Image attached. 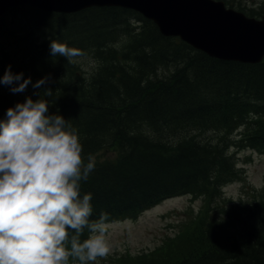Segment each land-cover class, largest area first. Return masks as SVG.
<instances>
[{"label":"trees","instance_id":"1","mask_svg":"<svg viewBox=\"0 0 264 264\" xmlns=\"http://www.w3.org/2000/svg\"><path fill=\"white\" fill-rule=\"evenodd\" d=\"M20 10L22 22L0 18V76L11 66L31 82L50 78L51 97L35 89L34 100L41 92L48 114L77 129L85 162L113 149L110 158L95 159V170L81 182V196L92 195L90 219L101 212L108 221L135 217L174 195L200 196L207 204L182 233L190 248L174 262L146 264H264L263 204L256 200L237 214L221 193L240 170L229 147L264 152V58L211 57L126 8L57 13L20 6L8 13ZM122 36L127 42L114 46ZM51 40L90 50L97 61L90 79L65 57H52ZM17 102L0 89V119Z\"/></svg>","mask_w":264,"mask_h":264},{"label":"clouds","instance_id":"2","mask_svg":"<svg viewBox=\"0 0 264 264\" xmlns=\"http://www.w3.org/2000/svg\"><path fill=\"white\" fill-rule=\"evenodd\" d=\"M52 57L69 63L83 55L66 43L51 40ZM49 77L32 84L51 97ZM31 78H0L12 93H23ZM26 97L0 119V264H90L111 252L108 213L93 214L91 193L81 196V182L95 170L92 155L85 162L78 131L59 114L49 115V102ZM87 230V238L81 239Z\"/></svg>","mask_w":264,"mask_h":264},{"label":"rangeland","instance_id":"3","mask_svg":"<svg viewBox=\"0 0 264 264\" xmlns=\"http://www.w3.org/2000/svg\"><path fill=\"white\" fill-rule=\"evenodd\" d=\"M228 4L239 11L247 10L255 14L257 18L264 15V0H228ZM24 6L30 5L26 4L22 7ZM24 12L25 10L17 11L18 14L7 12L4 16L7 22L16 21L18 17L22 22ZM131 25L138 26L137 23H131ZM127 39L126 36H122L114 42V46L122 47ZM66 44L82 51L83 55L76 57L75 62H72L71 65L76 66L75 70L79 71L82 77L90 79L97 67L93 53L90 50H82L77 46L79 43L71 41ZM14 51L16 53L17 49ZM34 83L35 81L28 85L23 93L14 94L11 92L10 86L3 84H0V89L8 91L15 97V100L23 102L28 96L35 98V89L32 87ZM238 133L239 131L235 132V139L239 138ZM229 151L234 155L236 168L240 170L237 178L222 186V198L229 201L227 204L231 205L228 206H235L237 214L242 213L241 207L256 204L264 206V152L243 147L240 143L229 147ZM112 155L113 149L107 147L93 157L106 159ZM256 200L258 202L255 204ZM206 204L207 201L204 198L187 194L179 195L161 201L135 218L109 222L106 236L111 246V252L106 258H98L97 261L90 262V264H146L159 260L162 262L178 260L181 250L191 246V239L184 240L182 233L191 230L193 222L198 219V215ZM167 236L170 238H166ZM171 240L175 243L169 249ZM164 244H166L165 247H163ZM70 264H78V261Z\"/></svg>","mask_w":264,"mask_h":264},{"label":"water","instance_id":"4","mask_svg":"<svg viewBox=\"0 0 264 264\" xmlns=\"http://www.w3.org/2000/svg\"><path fill=\"white\" fill-rule=\"evenodd\" d=\"M26 4L59 13L93 6L127 8L151 20L162 35L179 37L211 57L246 63L264 57V15L247 17L221 0H0V17Z\"/></svg>","mask_w":264,"mask_h":264},{"label":"flooded vegetation","instance_id":"5","mask_svg":"<svg viewBox=\"0 0 264 264\" xmlns=\"http://www.w3.org/2000/svg\"><path fill=\"white\" fill-rule=\"evenodd\" d=\"M226 2H227V4H228V0H225ZM230 5V4H229ZM243 11H245V12H249V11H247V10H243Z\"/></svg>","mask_w":264,"mask_h":264}]
</instances>
